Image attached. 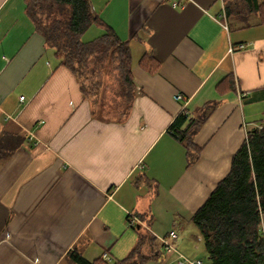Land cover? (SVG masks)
<instances>
[{
    "label": "crops",
    "instance_id": "crops-1",
    "mask_svg": "<svg viewBox=\"0 0 264 264\" xmlns=\"http://www.w3.org/2000/svg\"><path fill=\"white\" fill-rule=\"evenodd\" d=\"M90 1L132 49L137 94L124 122L94 118L25 0H0V153L14 148L0 161V264H71L70 251L122 260L137 244L133 226L194 243L185 235L198 234L192 217L264 120V26H229L224 0ZM145 53L160 62L157 73L139 66ZM231 73L236 90L220 94ZM209 107L194 136L200 158L188 168L168 129L182 111ZM197 243L192 255L204 251Z\"/></svg>",
    "mask_w": 264,
    "mask_h": 264
},
{
    "label": "trees",
    "instance_id": "trees-1",
    "mask_svg": "<svg viewBox=\"0 0 264 264\" xmlns=\"http://www.w3.org/2000/svg\"><path fill=\"white\" fill-rule=\"evenodd\" d=\"M25 3L26 14L36 32L44 38L46 46L55 51L61 64L78 79L94 118L107 121L104 112L110 107L117 110L115 121L124 122L137 94L129 42L121 40L100 19L90 0H25ZM224 7L229 26L238 24L240 29L256 24L264 26V2L224 0ZM94 28L100 29V33L91 38ZM138 63L149 74L157 73L160 67V62L152 53L143 54ZM236 84L231 73L218 84L217 90L225 94L236 90ZM108 93L115 96L113 104L105 100ZM211 111L212 108H206L196 117L182 111L168 129L185 148L188 168L200 158L201 149L196 145L194 136ZM7 146L15 145L8 142ZM0 149L5 150V146L0 144ZM13 150H9L8 154L0 153V161L11 155ZM263 216L264 120L248 131L246 140L233 156L230 172L192 217L209 264H264ZM133 228L138 231L137 244L122 260L106 261L100 257L87 261L77 251H70L68 259L71 264L158 262L164 258L165 251H169L163 240L173 248L171 252L180 254L170 243L177 237L168 236L159 241L152 234L141 232V227Z\"/></svg>",
    "mask_w": 264,
    "mask_h": 264
},
{
    "label": "rangeland",
    "instance_id": "rangeland-1",
    "mask_svg": "<svg viewBox=\"0 0 264 264\" xmlns=\"http://www.w3.org/2000/svg\"><path fill=\"white\" fill-rule=\"evenodd\" d=\"M113 97L115 98V96H113L112 94L108 93L106 95V102L107 103H112L114 102V99ZM104 117H106V120H110V121H115L118 117V113H117V110H112L110 107H108L106 109V111L104 112ZM264 217V216H263ZM262 227H263V231H264V219H263V222H262ZM185 235H188L192 240L194 241V243L192 242H189L187 240H183V239H178L176 241L172 240L170 243L173 245V247L175 246L180 252H183L185 253L186 255H192L193 251L195 248H196V245H194L197 240L196 236H199V239H201L200 237V234H195L196 236H192L193 234H185ZM199 244V246H201L200 248L203 247L202 243H197V245ZM174 247V248H175ZM176 251V250H175ZM195 251V250H194ZM195 254L192 255V257H194L195 261L199 260L201 262H203V264H209V260H208V257H207V254L205 251H199V252H194ZM188 258V257H187ZM169 259V257L167 258ZM160 263V262H159ZM154 264V263H152Z\"/></svg>",
    "mask_w": 264,
    "mask_h": 264
},
{
    "label": "built area",
    "instance_id": "built-area-1",
    "mask_svg": "<svg viewBox=\"0 0 264 264\" xmlns=\"http://www.w3.org/2000/svg\"><path fill=\"white\" fill-rule=\"evenodd\" d=\"M175 6H177V4H175ZM222 16H223V19H226V15H225V13H223ZM223 26H224L225 29H228V25H227V23H224ZM242 47H243V46H241V48H242ZM230 51L233 52L234 49L232 48V49H230ZM177 98H178V99H181V96H178ZM21 100L24 101V97H22ZM169 237H171V238H176V237H177L176 232H175V231L170 232ZM163 242L166 244V246H167V248H168L169 251H170V250H173V248L170 246V244H169L167 241L165 242V240H163ZM177 255H178V256H177V259H176L177 264H202V262L199 261V260L195 261V260H193V259L187 258L186 256H184V255H182V254H177ZM103 258H104V260H106V261H110V257H109L107 254H105V255L103 256Z\"/></svg>",
    "mask_w": 264,
    "mask_h": 264
}]
</instances>
